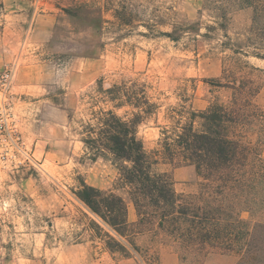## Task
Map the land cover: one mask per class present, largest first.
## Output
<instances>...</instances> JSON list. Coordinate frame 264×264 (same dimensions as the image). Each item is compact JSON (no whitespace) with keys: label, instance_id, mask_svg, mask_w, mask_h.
Segmentation results:
<instances>
[{"label":"rangeland","instance_id":"1","mask_svg":"<svg viewBox=\"0 0 264 264\" xmlns=\"http://www.w3.org/2000/svg\"><path fill=\"white\" fill-rule=\"evenodd\" d=\"M4 2L0 73L13 68L15 76L9 128L0 132V264H236L235 253L187 249L167 233L138 236L142 251L131 258L74 243L73 217L87 211L73 192L82 181L123 195L137 219L120 164L94 157L78 132L90 117L83 97L99 79L105 87L148 82L159 108L139 136L152 169L169 174L177 192L198 193L203 179L180 156L166 157L162 131L183 110L231 104L236 87L259 90L264 110V59L252 54L264 47V14L255 21L264 0ZM247 135L264 140V128Z\"/></svg>","mask_w":264,"mask_h":264},{"label":"trees","instance_id":"2","mask_svg":"<svg viewBox=\"0 0 264 264\" xmlns=\"http://www.w3.org/2000/svg\"><path fill=\"white\" fill-rule=\"evenodd\" d=\"M4 10L0 0V14ZM263 14L264 6L257 8L255 21ZM167 35L179 38L176 30ZM252 54L264 59V47ZM149 89L146 81L105 87L99 79L83 97L90 117L82 121L80 139L94 157L112 156L120 164L137 219H129L123 195L82 181L73 192L87 211L73 217L74 243L96 242L113 255L131 258L142 251L138 236L167 233L187 249L219 248L235 253L236 264H264V140L254 142L247 135L251 127L264 128V110L255 101L259 90L236 87L231 104L183 110L172 130L162 131L166 157L180 156L203 179L198 193L186 194L177 192L169 174L154 172L139 136L142 124L159 108Z\"/></svg>","mask_w":264,"mask_h":264},{"label":"built area","instance_id":"3","mask_svg":"<svg viewBox=\"0 0 264 264\" xmlns=\"http://www.w3.org/2000/svg\"><path fill=\"white\" fill-rule=\"evenodd\" d=\"M14 76L13 68H6L0 73V132L9 128V111L6 108V101L12 89Z\"/></svg>","mask_w":264,"mask_h":264},{"label":"crops","instance_id":"4","mask_svg":"<svg viewBox=\"0 0 264 264\" xmlns=\"http://www.w3.org/2000/svg\"><path fill=\"white\" fill-rule=\"evenodd\" d=\"M233 264V263H232Z\"/></svg>","mask_w":264,"mask_h":264}]
</instances>
